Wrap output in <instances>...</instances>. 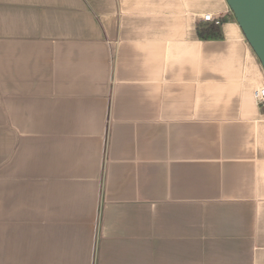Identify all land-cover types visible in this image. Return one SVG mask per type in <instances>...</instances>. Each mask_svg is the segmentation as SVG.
I'll list each match as a JSON object with an SVG mask.
<instances>
[{
  "label": "crops",
  "instance_id": "obj_1",
  "mask_svg": "<svg viewBox=\"0 0 264 264\" xmlns=\"http://www.w3.org/2000/svg\"><path fill=\"white\" fill-rule=\"evenodd\" d=\"M262 86L226 0H0V264H264Z\"/></svg>",
  "mask_w": 264,
  "mask_h": 264
},
{
  "label": "water",
  "instance_id": "obj_2",
  "mask_svg": "<svg viewBox=\"0 0 264 264\" xmlns=\"http://www.w3.org/2000/svg\"><path fill=\"white\" fill-rule=\"evenodd\" d=\"M264 70V0H226Z\"/></svg>",
  "mask_w": 264,
  "mask_h": 264
},
{
  "label": "built area",
  "instance_id": "obj_3",
  "mask_svg": "<svg viewBox=\"0 0 264 264\" xmlns=\"http://www.w3.org/2000/svg\"><path fill=\"white\" fill-rule=\"evenodd\" d=\"M202 19L207 22H212L216 25H219L221 22L220 16H214L210 13L204 14ZM254 95L259 105L264 107V86L256 88Z\"/></svg>",
  "mask_w": 264,
  "mask_h": 264
},
{
  "label": "trees",
  "instance_id": "obj_4",
  "mask_svg": "<svg viewBox=\"0 0 264 264\" xmlns=\"http://www.w3.org/2000/svg\"><path fill=\"white\" fill-rule=\"evenodd\" d=\"M204 28L198 29V34L201 38H218L221 36L218 26L212 22Z\"/></svg>",
  "mask_w": 264,
  "mask_h": 264
},
{
  "label": "rangeland",
  "instance_id": "obj_5",
  "mask_svg": "<svg viewBox=\"0 0 264 264\" xmlns=\"http://www.w3.org/2000/svg\"><path fill=\"white\" fill-rule=\"evenodd\" d=\"M233 14V13H232Z\"/></svg>",
  "mask_w": 264,
  "mask_h": 264
}]
</instances>
